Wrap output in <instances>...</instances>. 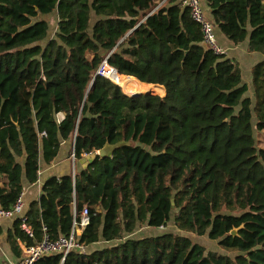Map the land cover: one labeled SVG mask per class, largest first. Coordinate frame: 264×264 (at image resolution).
I'll use <instances>...</instances> for the list:
<instances>
[{
	"label": "trees",
	"instance_id": "trees-1",
	"mask_svg": "<svg viewBox=\"0 0 264 264\" xmlns=\"http://www.w3.org/2000/svg\"><path fill=\"white\" fill-rule=\"evenodd\" d=\"M203 9L216 36L217 27L264 56V0H204ZM104 60L115 84L96 75ZM133 84L154 93L125 95ZM252 85L253 99L239 64L203 44L180 0H0V207L15 204L24 177L38 181L41 159L52 163L63 142L74 141L76 162L129 143L48 178L25 215L35 238L21 219L12 238L32 246L45 228L57 240L86 212L85 253L37 264H264V61ZM172 217L228 254L173 233L133 236Z\"/></svg>",
	"mask_w": 264,
	"mask_h": 264
},
{
	"label": "crops",
	"instance_id": "crops-1",
	"mask_svg": "<svg viewBox=\"0 0 264 264\" xmlns=\"http://www.w3.org/2000/svg\"><path fill=\"white\" fill-rule=\"evenodd\" d=\"M205 10L207 17L213 19L211 11L206 6ZM217 40L223 45L224 54L227 55V58L232 60L240 61V64L243 65V69L247 71L248 80L247 85L250 89L253 90V85L249 83V75L252 76L253 68L260 62L264 61V56L257 53H250L248 48V42H245L240 45H233L230 41H227L226 37L219 31L216 27ZM242 47V48H241ZM243 76V74H242ZM165 96V95H164ZM160 95V97H164ZM254 95H252V99ZM60 119L63 118L62 115L59 116ZM73 146L74 141L63 142L59 155L57 158L50 164H46L43 158L40 161V171L38 176V181L34 184H29L27 179L23 178V200L25 204L24 214L26 215L31 203L38 201L42 194V187L44 182L50 177H61L65 175L75 174L76 171H81L82 165L73 158ZM16 219H5L1 223L0 227V264H18L24 254V247L26 244L21 240V238H12L14 233V222Z\"/></svg>",
	"mask_w": 264,
	"mask_h": 264
},
{
	"label": "built area",
	"instance_id": "built-area-1",
	"mask_svg": "<svg viewBox=\"0 0 264 264\" xmlns=\"http://www.w3.org/2000/svg\"><path fill=\"white\" fill-rule=\"evenodd\" d=\"M203 2L204 0H180L181 6L189 11L192 20L200 26L203 35V44L215 54L222 55L224 54V50L218 44L213 23L210 22L205 16ZM107 67H110L108 65V61L104 60L96 75L105 77L111 81V79L106 75ZM123 93L129 97L135 96L129 95L125 92ZM73 158L75 159L74 155ZM24 210L25 204L23 200V194H21V196L10 209H3L0 207V227L2 221L5 219H21L22 229L29 238L34 239L35 237L33 230L25 221L26 216L24 214ZM88 223L89 218L86 212H83L80 222L74 220L71 232L57 240H52L44 228L45 234L42 241L32 246L26 245L24 247L23 258L18 264H37L43 258L53 255H60L62 257V261H64L71 252L76 250H78L80 253H85V246L78 242V236L81 233L82 228Z\"/></svg>",
	"mask_w": 264,
	"mask_h": 264
},
{
	"label": "rangeland",
	"instance_id": "rangeland-1",
	"mask_svg": "<svg viewBox=\"0 0 264 264\" xmlns=\"http://www.w3.org/2000/svg\"><path fill=\"white\" fill-rule=\"evenodd\" d=\"M44 19H47L50 22V24L52 25L51 31H50V36H53L55 33V30H56V27H55L56 21L53 20L54 16L44 17ZM218 44H219V46H221V48L223 50L225 49L221 43L218 42ZM236 62L243 69L244 64L243 65L240 64L241 62L237 61V60H236ZM242 74H243V76H242L243 80L245 79V81H247L248 79L246 77H248V75H247V71L245 69L243 70ZM112 83H114V82H112ZM245 83H247V82H245ZM249 83L252 84V76L251 75H249ZM132 87L133 88H130V90H128V92H126L125 90L123 91L122 89L121 90L123 92H126L129 95H138L141 93L142 94L154 93V90H149V89L145 90L144 92H140L137 88H135V84H133ZM252 92H253V90L250 89L249 94H248V96L251 98H252ZM157 96H159V95H157ZM256 138L258 140L257 146L259 148H264V133L260 134V133L256 132ZM162 233H173V234H178V235L184 236V237L190 239L193 243H196V244L203 246L207 253H216L219 255L228 254L219 246L218 241H212L207 236L199 237V236L192 234V233H185V232L180 231L176 227L173 217L164 229H152V228H149L147 226H142L133 234V236L135 238H144V237L157 236V235H160ZM98 247H100V245H96V246H92V247L88 248L87 253H92L95 250V248H98Z\"/></svg>",
	"mask_w": 264,
	"mask_h": 264
},
{
	"label": "water",
	"instance_id": "water-1",
	"mask_svg": "<svg viewBox=\"0 0 264 264\" xmlns=\"http://www.w3.org/2000/svg\"><path fill=\"white\" fill-rule=\"evenodd\" d=\"M137 96H140V95H135L134 97H137ZM128 145H129V143H126L124 141L123 142H119L117 144H106L101 150H99L96 153H93V154L88 155V156L84 157L83 159H81L79 161V163L82 165L83 169H86L89 166H91L92 164H94V162L96 161L97 158H101V159H103V158H111L115 151L119 150L120 148H122L124 146H128ZM237 233H238V230H233L231 232V235L232 236H236Z\"/></svg>",
	"mask_w": 264,
	"mask_h": 264
}]
</instances>
